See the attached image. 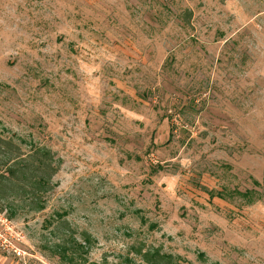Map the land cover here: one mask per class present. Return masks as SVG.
<instances>
[{"label":"rangeland","instance_id":"obj_1","mask_svg":"<svg viewBox=\"0 0 264 264\" xmlns=\"http://www.w3.org/2000/svg\"><path fill=\"white\" fill-rule=\"evenodd\" d=\"M35 149L0 264H264V0H0V172Z\"/></svg>","mask_w":264,"mask_h":264},{"label":"trees","instance_id":"obj_2","mask_svg":"<svg viewBox=\"0 0 264 264\" xmlns=\"http://www.w3.org/2000/svg\"><path fill=\"white\" fill-rule=\"evenodd\" d=\"M45 151H40V149L34 150V157L33 160L37 163H33L34 165H27L25 163L20 164L17 167H11L9 165V176L2 172H0V198L4 196V181L3 179L10 181L12 184L19 186L20 188H23L24 179L29 177H34L37 181V184L39 185H45L43 182H45L46 176L53 175L57 168L59 167L61 160L54 159L50 155H46ZM54 164H53V163ZM4 164H0V168L4 166ZM46 172V174H45ZM40 173V174H39ZM18 174L21 175V177L18 176ZM23 179V180H22ZM24 189V188H23ZM39 189V188H38ZM31 191V190H30Z\"/></svg>","mask_w":264,"mask_h":264}]
</instances>
